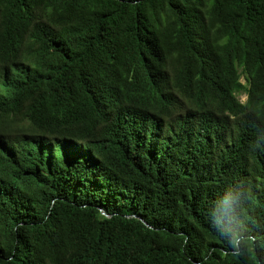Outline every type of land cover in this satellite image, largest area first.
<instances>
[{"label":"trees","instance_id":"16d2710c","mask_svg":"<svg viewBox=\"0 0 264 264\" xmlns=\"http://www.w3.org/2000/svg\"><path fill=\"white\" fill-rule=\"evenodd\" d=\"M0 264H264V0H0Z\"/></svg>","mask_w":264,"mask_h":264},{"label":"rangeland","instance_id":"374dc122","mask_svg":"<svg viewBox=\"0 0 264 264\" xmlns=\"http://www.w3.org/2000/svg\"><path fill=\"white\" fill-rule=\"evenodd\" d=\"M242 80L245 81L244 78H242ZM240 99H241L243 102L246 101V99H247V95H246V94H241V95H240Z\"/></svg>","mask_w":264,"mask_h":264},{"label":"bare ground","instance_id":"6f19581e","mask_svg":"<svg viewBox=\"0 0 264 264\" xmlns=\"http://www.w3.org/2000/svg\"><path fill=\"white\" fill-rule=\"evenodd\" d=\"M163 103V102H162ZM141 104V103H140ZM139 105V104H138ZM139 107H143V106H141V105H139Z\"/></svg>","mask_w":264,"mask_h":264}]
</instances>
